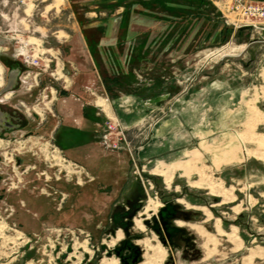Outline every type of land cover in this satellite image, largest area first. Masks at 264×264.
<instances>
[{
  "label": "rangeland",
  "instance_id": "rangeland-1",
  "mask_svg": "<svg viewBox=\"0 0 264 264\" xmlns=\"http://www.w3.org/2000/svg\"><path fill=\"white\" fill-rule=\"evenodd\" d=\"M231 6L0 0V66L22 78L2 108L25 121L0 138V264H139L146 241L161 264H264V23ZM65 135L77 161L54 145ZM179 166L168 185L153 172ZM195 168L230 200L195 186Z\"/></svg>",
  "mask_w": 264,
  "mask_h": 264
},
{
  "label": "bare ground",
  "instance_id": "bare-ground-1",
  "mask_svg": "<svg viewBox=\"0 0 264 264\" xmlns=\"http://www.w3.org/2000/svg\"><path fill=\"white\" fill-rule=\"evenodd\" d=\"M1 70L2 69L0 68V71ZM94 105L97 108H100L101 111L104 112L106 115L109 114L110 110L108 109V105L106 104V102L102 98L97 97L94 101ZM248 110H249V108H248ZM249 112H250V114H251V112L252 113L254 112L255 114L258 113L254 108L250 109ZM5 145H6V143L4 141H0V147H3ZM56 151H58V150L53 148L52 152L54 154L53 155L50 154V156H49V158H51V160H52L51 163L54 166H56L57 168L58 167H59V169L61 168V170L64 169V170H62V172H64L66 174L65 176H67V177L75 174L76 173L75 172V165H73L71 163L68 164L67 162L65 163L64 159ZM47 159H48V157H47ZM64 163L66 165L65 167H63ZM177 169L181 170V166L169 168V169L164 170V171L154 170L153 172H154V174L156 173L157 175L162 177L164 183L166 185H168L170 183L172 177H173L175 170H177ZM194 171L200 177V182H198V184L194 183L195 186L199 187V185L200 186L204 185L206 187L209 195L214 196V197H220L223 199V201H229L230 200L229 190L224 189L222 187V185L217 183V182L216 183L209 182L208 178L203 175V172L200 169L195 168ZM76 174H78V173H76ZM160 206H161L160 203L152 202L151 200H149L147 202V204L144 206L142 215H144L146 217L148 211H150V210L156 211ZM201 210L204 213H207L205 208H201ZM134 223H135V226L137 227V229L143 230V226L140 224V221L136 220ZM178 224L181 225L179 222H178ZM214 229H215V232L217 235L226 237L228 239V241H230V242H235L238 239L236 237L235 230H232L229 234L222 232L221 229L219 228V221L218 220H215V222H214ZM192 230H194L199 236H201L204 239V242H203L204 248H208L211 245L214 246V244H215L214 237L205 233L201 227L192 225ZM120 238H121V233L117 232V235L114 239V242L118 241ZM112 244H113V242L110 245H112ZM144 244H145L146 250L148 252H151L152 255L149 257L146 256V259L139 264H161V262L163 260V254H164L162 248L158 244L155 246H152L148 241H146ZM81 248L84 250L87 249L85 244H82ZM102 263L103 264H117V260L116 259H108V260H103Z\"/></svg>",
  "mask_w": 264,
  "mask_h": 264
},
{
  "label": "flooded vegetation",
  "instance_id": "flooded-vegetation-1",
  "mask_svg": "<svg viewBox=\"0 0 264 264\" xmlns=\"http://www.w3.org/2000/svg\"><path fill=\"white\" fill-rule=\"evenodd\" d=\"M5 66L7 67L5 71L2 69V66H0L2 69L0 71V138H7L13 132L21 130L25 123L23 117L21 116V110L17 107L8 105L7 107L2 108V105L8 104L6 102L12 98L15 93V89L19 86V83L22 82V78L20 77L21 70L18 69V64L11 63ZM31 112L39 117L34 108L31 109ZM57 140V137L53 138L55 146L56 142H60ZM61 144L63 145V150L57 146L56 147L65 155H67V152L75 155L73 158L78 160L76 158V153L72 151L73 145L71 141L67 140ZM17 163L19 164L20 162L17 161Z\"/></svg>",
  "mask_w": 264,
  "mask_h": 264
},
{
  "label": "built area",
  "instance_id": "built-area-1",
  "mask_svg": "<svg viewBox=\"0 0 264 264\" xmlns=\"http://www.w3.org/2000/svg\"><path fill=\"white\" fill-rule=\"evenodd\" d=\"M232 11L237 12L247 21L258 20L264 23V2L251 0H229Z\"/></svg>",
  "mask_w": 264,
  "mask_h": 264
},
{
  "label": "trees",
  "instance_id": "trees-1",
  "mask_svg": "<svg viewBox=\"0 0 264 264\" xmlns=\"http://www.w3.org/2000/svg\"><path fill=\"white\" fill-rule=\"evenodd\" d=\"M57 138H58V140L57 141H60V142H56V146L57 147H59L60 149H62L63 150V145L61 144V143H63V142H66L67 140L68 141H71V139L69 140L68 139V137L65 135V136H57ZM72 142V144H73V140L71 141ZM67 156V155H66ZM69 158V157H68ZM71 160H75V159H73V158H70ZM75 161H77V160H75ZM79 162V161H78ZM132 250H134V247H132L131 248Z\"/></svg>",
  "mask_w": 264,
  "mask_h": 264
},
{
  "label": "water",
  "instance_id": "water-1",
  "mask_svg": "<svg viewBox=\"0 0 264 264\" xmlns=\"http://www.w3.org/2000/svg\"><path fill=\"white\" fill-rule=\"evenodd\" d=\"M253 43L249 44L247 47H250ZM160 218V221H161V217L159 216ZM161 224H162V228H163V231H166V228H165V223L161 221ZM135 261L132 262V264H134Z\"/></svg>",
  "mask_w": 264,
  "mask_h": 264
},
{
  "label": "crops",
  "instance_id": "crops-1",
  "mask_svg": "<svg viewBox=\"0 0 264 264\" xmlns=\"http://www.w3.org/2000/svg\"><path fill=\"white\" fill-rule=\"evenodd\" d=\"M231 91H232V90L225 91V93H224V94H230V93H231ZM229 96H230V95H229ZM229 99L231 100L232 98H231V97H228V100H229ZM72 145H73V144H72ZM73 148H74V147H73ZM77 157H78V156H77Z\"/></svg>",
  "mask_w": 264,
  "mask_h": 264
}]
</instances>
